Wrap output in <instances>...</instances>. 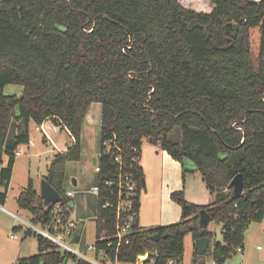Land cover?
I'll list each match as a JSON object with an SVG mask.
<instances>
[{
	"label": "trees",
	"instance_id": "1",
	"mask_svg": "<svg viewBox=\"0 0 264 264\" xmlns=\"http://www.w3.org/2000/svg\"><path fill=\"white\" fill-rule=\"evenodd\" d=\"M209 3L212 11L202 13L178 0H0V165L7 158L0 169V206L14 152L28 142L30 121L51 120L71 138L67 151L54 155L45 178L65 199V164L79 160L88 108L99 103L101 198H113L102 187L115 173L112 154L102 146L113 136L125 159L133 156L132 147L140 156L146 139L180 164L191 161L214 196L200 206L186 201L182 192L172 193L180 221L143 230L136 219L119 260L135 264L148 253L154 264H180L185 235L192 234L194 241L212 238L199 226L202 211L222 224V243L204 253L195 249L193 263L211 257L223 264L234 255L248 226L264 217V0ZM251 30L258 33L256 64ZM6 85L21 86V99L4 95ZM130 172L137 182L133 204L138 216L144 175L138 165ZM238 174L243 191L232 200L229 185ZM17 205L33 224L48 214L31 181ZM100 205L97 199L96 239L102 229L112 234L115 224V212ZM31 234L38 254L15 264H90L41 248L44 241L24 231V237ZM95 245L105 247L104 242Z\"/></svg>",
	"mask_w": 264,
	"mask_h": 264
},
{
	"label": "rangeland",
	"instance_id": "2",
	"mask_svg": "<svg viewBox=\"0 0 264 264\" xmlns=\"http://www.w3.org/2000/svg\"><path fill=\"white\" fill-rule=\"evenodd\" d=\"M202 2L205 0H196ZM180 2V0H178ZM249 47L251 58L254 64H256L257 48H258V33L257 30H251L249 34ZM4 95H16L19 97L22 92V87L18 85H6L3 89ZM100 105L99 103H96ZM92 109H90V112ZM15 113L18 114L17 109ZM35 127L41 129L36 132ZM43 129V130H42ZM64 130L54 129L53 125L49 123L44 124L41 128L39 125L31 122L29 125V139L33 142L34 146L29 147L26 144L19 145L17 151L21 153L20 157L15 158L12 176L7 188L5 208L10 212L14 213L21 219L28 221L30 220V214L24 210H21L17 205V198L23 192L28 182L31 181L36 191L40 190V185L43 180L47 177L49 166L51 165L54 155L58 152H66L67 148L71 145V138L68 133ZM47 138L44 142V136ZM172 139V137H171ZM148 148L157 151L159 147L155 144L150 143L146 139H143L141 149ZM100 149V127L97 123L91 129L82 128L80 137V158L76 161H70L65 164L64 177L62 182V190L65 195L69 192H74L75 206L71 211L73 219L77 222L78 226L82 227V250L86 253L87 258L94 260L92 252L84 250L85 246H90L96 242V223L95 217L96 212V196L92 193L94 187L98 185L99 178L96 166L93 165V159L97 160L98 152ZM187 160V159H186ZM188 174H185V181H187ZM75 180L76 184L73 185L72 181ZM4 191V188L0 189ZM143 189H141V193ZM187 194H189L187 192ZM200 193L198 192V195ZM195 196V195H194ZM204 196V195H203ZM184 197V194H183ZM195 198V197H194ZM197 198V197H196ZM186 200V198L184 197ZM198 199H202L199 195ZM174 202V201H173ZM175 203V202H174ZM176 206L177 203H175ZM0 264L8 263L6 259L1 256L3 251L8 252L13 248L17 247L19 243H25L26 250L31 251L30 255L38 254V243L34 235L24 237V226L18 221H9L2 215L0 216ZM255 225H252V227ZM12 227H21L20 230L13 231ZM254 228V227H253ZM208 230L216 233L213 238V242H222V235L220 224L212 221L208 226ZM254 230V231H252ZM245 236L247 237L245 246L247 253L251 255L258 254L264 257V252L256 251L257 245L264 249V240L257 242L255 229H250ZM8 234L16 235V240H10ZM211 243L210 249L213 248ZM73 248L75 246L73 245ZM29 255V254H27ZM231 259L238 258V254L231 256ZM67 264H74L73 261H68Z\"/></svg>",
	"mask_w": 264,
	"mask_h": 264
},
{
	"label": "crops",
	"instance_id": "3",
	"mask_svg": "<svg viewBox=\"0 0 264 264\" xmlns=\"http://www.w3.org/2000/svg\"><path fill=\"white\" fill-rule=\"evenodd\" d=\"M179 3L186 9L195 12L210 13L213 9V6L209 3V0H205L202 2H198L196 0H180ZM90 109H92L91 112ZM100 115H101V105L92 103L88 108V112L85 117V122L83 126L86 129H91L98 123L100 127ZM31 122L32 121H30L29 125H31ZM47 123L53 125L55 130L60 129L59 127L55 126L51 122V120L45 121L43 124L39 126L42 128L44 124ZM60 130L64 131V129H60ZM35 131L39 132L41 131V129L35 127ZM46 139L47 138L44 136L43 138L44 142ZM58 153H62V152H58ZM3 162H4L3 167H5L7 164V160L3 158ZM140 167L144 175V189L143 192L140 194V198H139L140 206L137 216V225L139 228L143 230L154 229L161 226H168L178 223L180 221L181 209L179 206H176V204L170 199V195L172 193L182 192L184 194V197L186 198V201L200 206L208 205L214 200V196L208 192L204 182L202 181L200 174L196 171L194 164L189 160L185 159L182 162V164H180L179 162L173 160L165 151H162L160 149L154 151L148 148H143L141 149V155H140ZM185 174H188L189 179L187 181H185ZM36 192L39 195V191ZM187 192L189 194H187ZM198 192L200 193L199 195L202 196V199H198L199 198ZM75 199L76 196L74 197L72 202L73 206H75ZM5 203L4 205L1 206L5 211L0 209V216L2 215L3 217L8 219L9 221H12L13 223L14 221L18 222V220L15 217L7 213L10 211L5 208ZM96 209H97V199H96ZM10 213L15 215L12 212ZM209 224L207 225L206 230L212 235V238L209 239V244H208V248L210 249L211 243L213 241L214 236H216V233H213L210 230H208ZM252 225H255L253 226L254 228L252 227ZM13 228L14 227H12V229ZM220 229H222V224H220ZM250 229L256 230L255 235L257 242L264 240V217L260 222L251 223L246 229L248 230L247 233L250 231ZM0 230H1V225H0ZM245 233H244L242 245L239 246L241 247L242 251L239 253L234 252V254H238L239 257L235 259H231L232 257H230L223 264H264L263 256H259L258 254L251 255L249 254V252L247 253V250L245 248V246H247L245 244L247 237L245 236ZM220 235H222V231ZM81 236H82V227L78 226V229L75 232V238L81 239ZM195 242L196 241H194L192 238V234L185 235L183 242V247H184L183 258L180 264H195L193 263L195 249H197ZM26 247L27 246L25 245V243L23 242L19 243V245L13 248L12 250H9L8 252L3 251L1 256L3 257V259H6V261L8 262L6 264H15L16 261L21 257L32 256L30 255L31 253H29L31 251L29 250L27 251ZM256 251L264 252V249L257 250L256 247ZM150 256L151 255L148 254L147 259H145L144 261L137 260L135 264H154ZM169 264H176V263L171 262ZM196 264H214V263L211 257H204L201 258Z\"/></svg>",
	"mask_w": 264,
	"mask_h": 264
},
{
	"label": "built area",
	"instance_id": "4",
	"mask_svg": "<svg viewBox=\"0 0 264 264\" xmlns=\"http://www.w3.org/2000/svg\"><path fill=\"white\" fill-rule=\"evenodd\" d=\"M253 1L259 2L260 0ZM27 145L29 147L34 146L31 140H28ZM102 146L108 153L111 152L112 160L115 164V173H113L109 180H104L102 183V187L105 188L107 194L113 198L112 200H108L106 197L101 198V187L99 186L94 187L92 193L96 196V199L101 201L100 207L102 209H111L115 212V224L112 234L107 229L99 231L96 241L104 242V248L98 249L95 244L85 246L84 250L92 252L95 258L94 260L87 258L86 253L82 250L81 239L75 238L78 224L71 214L74 206H70V203L73 202L75 197L74 192H69L65 195V199L61 198L59 202L50 205L47 208L48 214L44 221L36 224L31 223L29 220L25 221L10 212H6L15 217L24 226L25 230H29L40 237L44 241L41 245L43 249L70 254L75 258V261L83 260L90 264H127L120 261L117 254L120 246L129 243L128 235L137 219L136 212L134 211L133 198L136 196L138 189L137 182L133 179L130 169L133 165L140 166L139 151L132 147L133 156L125 159L121 148L116 143L115 136L104 140ZM20 156L21 153L16 150L14 157L17 158ZM5 159L7 160L6 157ZM2 166L3 164L0 165V169ZM95 166L97 171H99L97 160ZM0 209L4 210L1 206ZM94 220L96 222V217ZM103 224H105V221L102 222ZM9 238L11 240L17 239L14 234H9ZM73 245L75 248H73ZM262 249L260 246L257 247V250ZM108 251L111 252L112 256L108 255ZM241 251V247L235 248V252L239 253ZM67 263L63 260L60 264Z\"/></svg>",
	"mask_w": 264,
	"mask_h": 264
},
{
	"label": "water",
	"instance_id": "5",
	"mask_svg": "<svg viewBox=\"0 0 264 264\" xmlns=\"http://www.w3.org/2000/svg\"><path fill=\"white\" fill-rule=\"evenodd\" d=\"M21 95L18 97L19 99H21ZM243 143V140H242ZM93 165H96V160L93 159ZM72 184L75 185L76 182L75 180L72 181ZM230 188H232V197L231 199H237L241 196L242 191H243V179H242V175L238 174L237 176H235L233 178V180L231 181ZM39 195H40V199L41 202L43 204V206L45 208H48L50 205H53L57 202L60 201L61 196L60 194L51 186L49 185V183H47L45 180H43L41 182L40 185V190H39ZM73 203H70V206H72ZM210 222V217L209 215L205 212L202 211L199 214V226L202 229H205L207 227V225ZM155 239H157V237H155ZM196 246H197V250L199 253H204L207 248H208V244H209V239L208 238H199L196 240ZM148 254H144L143 256H138V260H145L147 259Z\"/></svg>",
	"mask_w": 264,
	"mask_h": 264
}]
</instances>
